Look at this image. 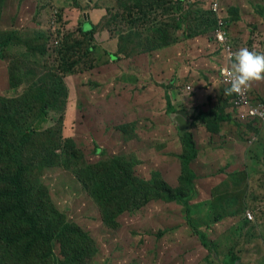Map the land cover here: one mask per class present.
Returning a JSON list of instances; mask_svg holds the SVG:
<instances>
[{
	"label": "rangeland",
	"instance_id": "obj_1",
	"mask_svg": "<svg viewBox=\"0 0 264 264\" xmlns=\"http://www.w3.org/2000/svg\"><path fill=\"white\" fill-rule=\"evenodd\" d=\"M7 1L3 16L21 36L6 50L9 55L3 61L12 66L15 74L12 88L0 99V122L5 120L17 100L29 104L27 99H38L33 88L41 79L50 73L60 74L57 48L64 40L61 35L54 36L60 27L66 33L71 28L77 29L88 12L91 20L85 16L87 22L98 26L94 36L98 50L92 57L80 60L76 71L66 76L69 90L66 106L60 110L51 109L46 122L36 117L33 125L41 126L43 134L49 128L56 129L64 120V136L74 138L89 163L127 156L135 162V174L141 179L160 178L178 188L183 146L176 117H193L187 134H192L196 147V159L190 162V167L195 174L192 185L197 194L188 202L190 221L215 244L216 254H210L201 246L195 230L185 219L183 206L174 201L151 200L138 211H126L118 216L114 226L108 225L102 221L99 205L72 174L60 167L46 169L43 173L41 169L36 170L32 178L49 187L51 199L59 211L69 222L80 225L97 243V251H88L83 264H229L226 257L231 253L238 257L240 264H264V124L253 127L221 122L217 134L204 137L198 132L199 126H203L196 120L201 111L214 106V111L219 113L225 108L227 113L230 111L229 96L224 95L220 83L218 62L223 56L213 43L214 25L201 32L206 33L212 44L217 68L214 69V87L219 99H207L203 107L188 105L192 99L181 101L192 97L194 89L191 95L176 97L179 88L188 84L189 76L194 73L183 71L182 78L179 74H169V68L160 64L155 67L151 56L145 55L153 51L159 36H164L166 42L205 28L201 21L207 22L205 18L209 15L201 11L207 4L202 0H183L179 7H174L175 0H153L156 9L148 22L139 23L138 28L132 30L134 34L129 35L130 29L136 27V22L130 25V19H144V13L136 10L138 2L80 0L84 3L81 7L79 0ZM217 1L223 7L233 4L232 0ZM25 2L29 5L27 9L23 5ZM237 2L246 4L248 0ZM21 5L23 14L19 11ZM106 7L111 11L109 18L99 12ZM96 13L100 15L98 18ZM245 17L248 23L262 21L260 31L257 26L249 28V32L253 42L263 43L258 50L264 51V9L263 15L257 16L251 11ZM107 23L111 26L104 29ZM178 23L180 28L176 30L174 27ZM231 28L232 22L230 31ZM233 38L229 37L232 47H245L241 37ZM26 42H29V49ZM137 52L144 60V69L139 70L136 65ZM2 67L0 87L10 79ZM175 79L183 80L175 85ZM138 84L143 85V89ZM149 86L154 93L146 99L144 91ZM257 89H262L264 95V82L257 84ZM250 92L253 100L264 102V97ZM169 93L175 99H166ZM171 108L175 113H171ZM22 124L23 120L19 119L14 126ZM14 135L17 142L18 134ZM241 171H246L248 178L239 188L236 182ZM240 202L244 209L241 214L234 215ZM245 210L251 212V219L244 215ZM218 215L222 216L220 220H216ZM244 216L249 221L248 227L239 230ZM59 249L57 255L62 258Z\"/></svg>",
	"mask_w": 264,
	"mask_h": 264
},
{
	"label": "trees",
	"instance_id": "obj_2",
	"mask_svg": "<svg viewBox=\"0 0 264 264\" xmlns=\"http://www.w3.org/2000/svg\"><path fill=\"white\" fill-rule=\"evenodd\" d=\"M130 1V4L138 2L136 10L144 13V19H130V25L136 22V27L131 28L129 33L133 35L132 30L137 29L139 23L145 25L156 7L153 0H140V3L139 0ZM182 1L175 0L177 4L174 7H179ZM7 2L0 0V67L8 58L9 53H6V50L21 36L16 28L12 29L5 21L3 8ZM23 5L26 9L29 7L27 2ZM22 9L21 5V14ZM202 23L206 25L205 28L202 27L205 30L213 21ZM110 26L111 23H107L104 29ZM178 28L180 23L174 27L176 30ZM70 30L66 33L60 27L54 36L61 35L64 40L57 48L60 74L50 73L41 79L33 88L38 99H27L29 104L17 100L5 120L0 122V264H83V259L88 257V251H97V243L90 234L77 223L69 222L63 212L59 211L51 199L49 187L32 178L36 170L41 169L43 173L46 169L55 167L62 168L76 178L85 192L99 205L102 221L108 225L114 226L118 216L126 211H138L151 200L174 201L182 205L185 219L195 230L201 246L210 254H216L215 244L190 221L191 205L188 202L197 194L194 184L192 185L195 174L190 167V162L196 159L192 134L185 132L179 136L183 146V154L179 158L182 176L179 178V187L173 188L160 178L146 181L138 177L134 171L135 162L128 160L127 156L120 155L98 163H89L74 138L64 136V120L56 129L49 128L43 134L41 126L33 125L36 117L40 122H46L51 109L60 110L66 106L69 94L66 76L76 71L80 60L92 57L98 50L94 43L98 26L93 22L83 24L81 21L77 29ZM157 32H160V29H157ZM137 34L139 33L135 35ZM192 34L187 36L191 37ZM156 40L157 44L153 50L172 43V38L165 42L164 36H159ZM145 43L148 45L146 39ZM244 45L249 50H256L251 43L246 42ZM26 47L29 49V42H26ZM6 72L10 76L9 83L12 88L15 71L9 65ZM1 98L3 97L0 96ZM228 103L231 108L233 104ZM225 109L220 110L222 113L214 110L201 112L196 120L203 124L208 133L217 134L221 122H233L230 113ZM171 111L173 112L172 108ZM19 119L23 120V124L15 127L14 124ZM14 134H18L17 142L14 141ZM254 142L252 141V144ZM247 178L246 171H241L237 186L242 187ZM243 209V202H240L233 214H241ZM221 218L222 216L218 215L216 220ZM241 220L239 230L249 224L246 216ZM58 247L62 251V258L57 255ZM226 258L229 264L238 260L232 253Z\"/></svg>",
	"mask_w": 264,
	"mask_h": 264
},
{
	"label": "crops",
	"instance_id": "obj_3",
	"mask_svg": "<svg viewBox=\"0 0 264 264\" xmlns=\"http://www.w3.org/2000/svg\"><path fill=\"white\" fill-rule=\"evenodd\" d=\"M212 1H215L218 4V9H217L218 15L224 18L229 23L228 31L232 35V37L233 36L236 38L241 37L243 39L242 41L243 43L246 42L251 43V45H253L254 48H256V50L254 51H256L259 54H264V51H262L261 49L258 50L259 47L263 45V43L260 42L259 44H256L255 42H253V37H251V33L249 32V28H256L257 26L262 24V21L258 20L256 23L255 22L248 23L245 17V14L250 13L251 11L253 12V14H256L257 16L263 15L264 0H248L246 4L239 3L237 2V0H232L233 4L231 5L229 4L228 7L221 6L217 0H212ZM206 4L207 6L204 5L205 7L202 8L201 12L204 13L207 11L209 17L205 19L208 21L212 20L213 24L215 25V16L209 10L210 7L209 4L208 3ZM79 5L81 7H84V3H82L81 1H79ZM255 10L258 11V13H254ZM99 12L100 14H105L104 17L107 18L110 17L109 12L111 11L107 7L103 8V10H99ZM86 14L89 15L88 20H91L90 18L91 14H89V12ZM95 16L96 18H98L100 15L99 13H96ZM88 20L83 19V24H86ZM231 22H232V28L230 31ZM246 24L249 25L246 27V29H242V26H245ZM201 30L203 29L201 28L200 30H197L195 33L191 35V37L186 35L184 38L173 39L170 45L165 46L158 50H153L151 52L146 53L145 55L147 57L151 56L150 60L155 67L160 64L161 66H165L166 69L169 68V72H168L169 74L175 73L176 75L177 74L181 75L183 71L194 73L195 75L189 76L190 82L179 88V93L176 94V97L181 98V96L183 95L186 96L191 95L192 93L190 92H193L194 89L193 95H191L192 97L181 99V101H184L185 99H192L191 103H188V105H196V106L200 105L201 107H203L204 104L207 102V99H219V95L215 91V87H214L215 86L214 69L216 68L215 65L216 61H215V56L213 55L212 44L210 43V40L205 36L206 33L201 32ZM260 30H261V26H259V31ZM105 33L108 32L106 31ZM139 54H140L139 52L136 53L137 55L136 57H138L136 65L140 70V69H144V60L141 58L142 56ZM146 62L149 63V59H147ZM218 63L219 64L221 63L220 59ZM127 65L129 66V63ZM155 74H157V72L154 68L153 76ZM183 79H178V80L175 79L174 84L180 85ZM137 86L140 87V89H143V85L138 84ZM186 86L190 87L191 89L190 92L183 91ZM151 90H152L151 86H149L148 88L145 87L144 93L146 92V99H149L151 96H153L150 95L154 93ZM251 91L254 95L259 94L260 96L264 97L263 90L257 89V84L253 85ZM169 96L170 99H175V97H172L170 93ZM215 107L216 106H214V108ZM214 108L213 109L208 108L207 111L214 110ZM207 111H203V112H207ZM188 119L193 120V117H189ZM198 132L204 135V137L211 136V134L208 133L202 125L199 126Z\"/></svg>",
	"mask_w": 264,
	"mask_h": 264
},
{
	"label": "clouds",
	"instance_id": "obj_4",
	"mask_svg": "<svg viewBox=\"0 0 264 264\" xmlns=\"http://www.w3.org/2000/svg\"><path fill=\"white\" fill-rule=\"evenodd\" d=\"M203 1L205 3H208L209 6L211 2H213L212 0H203ZM209 10L215 16V25L213 26V31H212V38H213L214 45L217 46L214 35L217 29V22L219 19H221L224 22L223 28L227 32L228 38L231 37L234 40V38L228 31V22L224 18L220 17L217 12L214 13L211 10V7H209ZM229 43L231 44L230 39H229ZM220 60H221V63L219 64V69L225 63L223 62L224 60L223 57H221ZM7 67L8 66L6 65V63H4L2 68L6 69ZM224 71H225L227 83L229 86L226 88L221 83V81L220 83L224 88V95L229 96L227 102L231 101V96L233 95L246 101L248 92L250 93V96H251L250 91L253 85L264 82V54H259L254 50H249V48L247 47H241L234 52L230 51L229 52V63L227 67L224 69ZM8 77H9V74H8ZM188 87L189 86H186L183 91L190 92L191 89L190 87L188 89ZM10 88H11L10 83L8 81L6 84L0 87V96L2 97L5 96L7 92L10 90ZM252 101L261 102V101H255L253 99ZM261 103H264V102H261ZM252 111L254 115L259 114L262 118H264V112L259 111V109H253ZM171 113H175V110H173V112ZM229 113L232 115V120H233L232 123L240 122L242 123V125H246V126L251 125L253 127L261 126L264 124V122L258 123L256 121H252V122L240 121L239 119H237L235 112L232 110V107L230 108ZM185 119L189 120L190 122L192 121L191 119H188V118H185ZM246 211H245V215H246Z\"/></svg>",
	"mask_w": 264,
	"mask_h": 264
},
{
	"label": "built area",
	"instance_id": "obj_5",
	"mask_svg": "<svg viewBox=\"0 0 264 264\" xmlns=\"http://www.w3.org/2000/svg\"><path fill=\"white\" fill-rule=\"evenodd\" d=\"M211 10L216 13L218 9V4L216 2H211L210 4ZM224 22L219 19L217 22V29L215 31V40L217 46L220 48V53L224 58L225 64L219 69V76L221 83L227 88L229 85L227 83L226 75L224 69L227 67L229 63V52L236 51L239 48H234L229 43V38L227 32L223 28ZM189 89V87H188ZM232 110L235 112L237 119L240 121L252 122L256 121L258 123L264 122V118H262L259 114L254 115L253 109H259V111L264 112V103L254 102L250 96V93L247 94L246 101L242 100L237 96H231ZM246 216L251 219L252 215L249 210L246 211Z\"/></svg>",
	"mask_w": 264,
	"mask_h": 264
},
{
	"label": "water",
	"instance_id": "obj_6",
	"mask_svg": "<svg viewBox=\"0 0 264 264\" xmlns=\"http://www.w3.org/2000/svg\"><path fill=\"white\" fill-rule=\"evenodd\" d=\"M85 19L86 17H89V15L84 14L83 15ZM176 123L178 124V130H179V135L182 136L186 131H188V129L190 128L191 122L187 119H185L184 117L178 115L176 117ZM234 264H240L239 261L237 260Z\"/></svg>",
	"mask_w": 264,
	"mask_h": 264
}]
</instances>
